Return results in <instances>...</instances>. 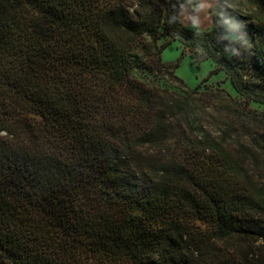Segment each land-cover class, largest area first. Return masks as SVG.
Masks as SVG:
<instances>
[{"label":"trees","instance_id":"16d2710c","mask_svg":"<svg viewBox=\"0 0 264 264\" xmlns=\"http://www.w3.org/2000/svg\"><path fill=\"white\" fill-rule=\"evenodd\" d=\"M232 11L241 103L162 60L168 0H0V264H264V0Z\"/></svg>","mask_w":264,"mask_h":264},{"label":"clouds","instance_id":"9594fccd","mask_svg":"<svg viewBox=\"0 0 264 264\" xmlns=\"http://www.w3.org/2000/svg\"><path fill=\"white\" fill-rule=\"evenodd\" d=\"M168 3L173 9L168 23L172 25L178 22L183 27H191L196 37V49L200 54L207 55L208 50H212V46L203 39L205 18L212 16L215 17L214 27L222 30L215 36L216 42H227L222 53H215L218 59L221 55L228 58L241 57L243 51L251 49V43L242 30L243 22L231 14L235 8V0H176L175 3L168 0Z\"/></svg>","mask_w":264,"mask_h":264},{"label":"rangeland","instance_id":"374dc122","mask_svg":"<svg viewBox=\"0 0 264 264\" xmlns=\"http://www.w3.org/2000/svg\"><path fill=\"white\" fill-rule=\"evenodd\" d=\"M212 27V17L205 18L203 26L204 31H208ZM167 40H171V44L163 50L162 60L174 66L173 70L175 75L180 78L188 88L193 89L197 86H201V90H204L205 87L209 89H222L238 102H243V99L232 87L226 71H216L217 64L209 59L207 55L200 54L196 49L195 42L186 41L179 37L167 36L159 40L158 43L161 45ZM164 84L168 85L170 89H176L179 85L171 77L165 78ZM249 108L258 114H264V105L262 104L252 102ZM209 111L214 114L216 113V116L219 115L217 111ZM213 127L214 125L211 124L210 129H214Z\"/></svg>","mask_w":264,"mask_h":264}]
</instances>
